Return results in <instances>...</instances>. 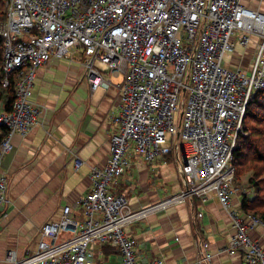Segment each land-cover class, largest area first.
<instances>
[{"label":"built area","instance_id":"1","mask_svg":"<svg viewBox=\"0 0 264 264\" xmlns=\"http://www.w3.org/2000/svg\"><path fill=\"white\" fill-rule=\"evenodd\" d=\"M5 20L4 88L15 78L11 113L0 108V169L12 140L43 123L32 101L37 69L51 59L78 63L92 93L118 91L119 131L109 141V157L90 171L91 190L76 203L81 220L64 206L60 218L44 224L33 252L4 264H96L93 244L116 249L121 264L140 263L125 230L191 199L211 196L232 222L225 249L243 264H264V252L248 237L264 220L232 208L233 152L246 108L255 93L264 101V13L242 0H1ZM254 52L248 65L237 49ZM75 56L76 58H72ZM235 57V58H234ZM237 59L234 65L230 60ZM111 78H119L113 85ZM133 151L151 165L176 152L184 188L137 211L113 189L130 169ZM75 157L74 167L81 165ZM7 177L0 172V218L8 202ZM201 217L202 214H198ZM208 244L197 245L188 264H210Z\"/></svg>","mask_w":264,"mask_h":264},{"label":"crops","instance_id":"2","mask_svg":"<svg viewBox=\"0 0 264 264\" xmlns=\"http://www.w3.org/2000/svg\"><path fill=\"white\" fill-rule=\"evenodd\" d=\"M242 4L264 13V0H242ZM241 52L245 55L242 65H248L254 45L238 48L237 53ZM111 81L115 86L120 79ZM31 101L42 109L44 121L24 137L13 138L12 150L0 169L8 184L7 217L0 218V264L8 251L18 259L33 252L41 227L57 221L64 206H70L73 216L82 219L76 203L90 192V171L105 165L109 141L119 131L117 89L92 93L82 67L70 58L51 59L37 69ZM131 152L130 169L113 189L126 197L131 210L163 201L184 188L176 152L151 165ZM75 157L82 163L78 169ZM231 203L242 213L239 192ZM125 232L135 242L140 263L162 260V264H188L197 255V245L206 242L212 255L210 264H243L240 253L225 252L233 234L232 222L214 196L205 202L194 199L170 205ZM248 237L264 252L262 227L249 230ZM92 248L96 264H121L119 252L109 245L93 244Z\"/></svg>","mask_w":264,"mask_h":264},{"label":"trees","instance_id":"3","mask_svg":"<svg viewBox=\"0 0 264 264\" xmlns=\"http://www.w3.org/2000/svg\"><path fill=\"white\" fill-rule=\"evenodd\" d=\"M4 19L5 11L0 4V23ZM2 53L0 40V106L5 113H11L16 99L15 78H11L8 87L2 86ZM260 111H264V101L259 93H255L247 105L242 121L244 131L250 132V135L247 138L237 137L232 164L235 169L234 182L237 178L247 175L246 183L252 188V192H249L252 197H248L247 192L241 190L242 181L239 180L237 192L241 197V212L264 220V113ZM3 134L4 130L0 128V139Z\"/></svg>","mask_w":264,"mask_h":264},{"label":"rangeland","instance_id":"4","mask_svg":"<svg viewBox=\"0 0 264 264\" xmlns=\"http://www.w3.org/2000/svg\"><path fill=\"white\" fill-rule=\"evenodd\" d=\"M0 4H1V0H0ZM2 5V4H1ZM5 20V19H4ZM3 20V21H4ZM2 21V22H3ZM1 22V23H2ZM0 23V24H1ZM1 40V39H0ZM2 41V40H1ZM2 46H3V44H2ZM242 53V52H241ZM235 58V57H234ZM233 64H238L239 62H238V60L237 59H233V62H232ZM244 65H247V63H244ZM3 72V71H2ZM3 82V81H2ZM0 108H1V106H0ZM258 112V111H257ZM260 112H262V113H264V111H260ZM241 130H242V132L238 135V136H242V138H247V137H249V135H250V132H248V131H244V129H243V123L241 124ZM263 146H264V135H263ZM237 178V177H236ZM239 180L240 181H242L241 182V190L242 189H244L243 191L244 192H247V194L249 195L248 197H252V194L251 193H249V192H252V188H249V185L246 183V180H247V175H244V176H242V177H240V178H237L236 180H235V182H234V184H233V189L235 190V192L237 191V189H238V184H239ZM239 190V189H238ZM5 259V258H4Z\"/></svg>","mask_w":264,"mask_h":264},{"label":"bare ground","instance_id":"5","mask_svg":"<svg viewBox=\"0 0 264 264\" xmlns=\"http://www.w3.org/2000/svg\"><path fill=\"white\" fill-rule=\"evenodd\" d=\"M3 106V105H2ZM236 193H237V191H236Z\"/></svg>","mask_w":264,"mask_h":264}]
</instances>
